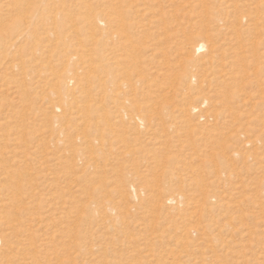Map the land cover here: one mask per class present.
Wrapping results in <instances>:
<instances>
[{"label":"rangeland","instance_id":"rangeland-1","mask_svg":"<svg viewBox=\"0 0 264 264\" xmlns=\"http://www.w3.org/2000/svg\"><path fill=\"white\" fill-rule=\"evenodd\" d=\"M0 264H264V0H0Z\"/></svg>","mask_w":264,"mask_h":264},{"label":"bare ground","instance_id":"bare-ground-1","mask_svg":"<svg viewBox=\"0 0 264 264\" xmlns=\"http://www.w3.org/2000/svg\"><path fill=\"white\" fill-rule=\"evenodd\" d=\"M204 47V45L203 44H198V45H196V50H201L202 48ZM191 50V49H190ZM188 51V50H187ZM190 52V51H189ZM70 60L73 62V60H74V57H71L70 58ZM69 84L72 82L71 81V79H70V77H69ZM76 104H77V102H76ZM77 107H78V105H76ZM52 107V109H53V111H56V110H60V109H62L63 107L65 108L66 106H65V104L64 105H61L60 103H56V104H54V105H52L51 106ZM15 230H18V229H15Z\"/></svg>","mask_w":264,"mask_h":264}]
</instances>
